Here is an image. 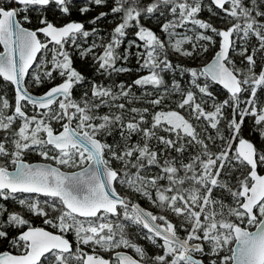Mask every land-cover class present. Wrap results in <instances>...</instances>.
I'll return each mask as SVG.
<instances>
[{"label":"snow or ice","instance_id":"snow-or-ice-1","mask_svg":"<svg viewBox=\"0 0 264 264\" xmlns=\"http://www.w3.org/2000/svg\"><path fill=\"white\" fill-rule=\"evenodd\" d=\"M0 46V264H264V0H0Z\"/></svg>","mask_w":264,"mask_h":264},{"label":"trees","instance_id":"trees-1","mask_svg":"<svg viewBox=\"0 0 264 264\" xmlns=\"http://www.w3.org/2000/svg\"><path fill=\"white\" fill-rule=\"evenodd\" d=\"M202 16H203L204 18H208V14H207V12L202 13ZM76 18L79 19V17H76ZM213 22H214L215 24H217V26H222V25H220L219 21L216 20L215 18H213ZM153 23H155V22H153ZM0 50H2V46H0ZM210 56H211V52L205 54L204 57H202V58H200V59H197L195 62H193V61H191L190 59H187V58L177 57V56H175V55H173V56L171 57V59L173 60L174 63H176V62H181V63H184V64H186V65H188V66H195L196 64H201V63H203L204 61L210 60ZM79 66H80V65L77 64V67H79ZM132 66H133V67L135 66V65H134V61L132 62ZM134 76H135V73H133V74H126V75H124V76L119 77L118 79L130 80L131 78H134ZM166 79H169V80H170L171 77H170V76H167ZM42 89H44V88L42 87ZM33 90L36 91V92H39V91L41 90V88H40V89H35V88H33ZM2 91H3L5 94H7L8 98L10 99V101H12V99H13V92L9 89V86H8V85H3V86H2ZM137 94L139 95V92H138ZM220 98H221V99L224 98V93H223L222 91L220 92ZM170 106H172V105L170 104ZM38 159H40V158L37 157L34 153L30 154L29 157H28V160H38ZM42 199H43V198H42ZM134 202H139V203H141L143 206H145V207H147V208L150 207V206L148 205V203H147L143 198H134ZM10 210H11V208H10ZM15 210H18V211H19L20 209H19V208H15ZM151 210L156 211L155 209H151ZM32 220H33V222H34L35 225L43 226V225H42V221H41V219H39V218H35V217H32ZM130 234H131V236L133 237V239H136V233H135V232H132V233H130ZM71 238H72V237L69 236V239H71ZM138 242L141 243V244H144V243H145L144 245L147 246L146 242L143 241V240H139ZM149 250H151V248H149Z\"/></svg>","mask_w":264,"mask_h":264},{"label":"flooded vegetation","instance_id":"flooded-vegetation-1","mask_svg":"<svg viewBox=\"0 0 264 264\" xmlns=\"http://www.w3.org/2000/svg\"><path fill=\"white\" fill-rule=\"evenodd\" d=\"M30 87H33V86H30ZM34 88V87H33ZM9 89L11 90V87L9 86ZM44 89H42L41 88V90L39 91V92H36V91H34V92H36V93H40V92H42ZM12 91V90H11ZM14 95V94H13ZM34 161H41L40 159H38V160H29V162H34ZM42 199V198H41ZM36 226H39V225H36ZM145 244V243H144ZM151 251V250H150Z\"/></svg>","mask_w":264,"mask_h":264},{"label":"water","instance_id":"water-1","mask_svg":"<svg viewBox=\"0 0 264 264\" xmlns=\"http://www.w3.org/2000/svg\"><path fill=\"white\" fill-rule=\"evenodd\" d=\"M36 162H42V161H34V162H32V163H36ZM141 204V203H140ZM142 205V204H141ZM143 206V205H142ZM143 207H145V206H143ZM145 208H147V207H145Z\"/></svg>","mask_w":264,"mask_h":264},{"label":"rangeland","instance_id":"rangeland-1","mask_svg":"<svg viewBox=\"0 0 264 264\" xmlns=\"http://www.w3.org/2000/svg\"><path fill=\"white\" fill-rule=\"evenodd\" d=\"M32 70H30V72H31ZM15 208H19V205H15ZM20 209V208H19Z\"/></svg>","mask_w":264,"mask_h":264}]
</instances>
